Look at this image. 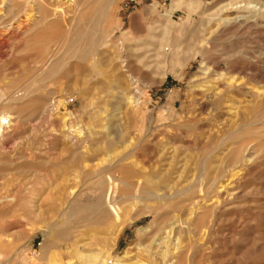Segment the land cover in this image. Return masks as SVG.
<instances>
[{
	"label": "rangeland",
	"instance_id": "1",
	"mask_svg": "<svg viewBox=\"0 0 264 264\" xmlns=\"http://www.w3.org/2000/svg\"><path fill=\"white\" fill-rule=\"evenodd\" d=\"M0 51L8 261L264 264V0H0Z\"/></svg>",
	"mask_w": 264,
	"mask_h": 264
},
{
	"label": "bare ground",
	"instance_id": "2",
	"mask_svg": "<svg viewBox=\"0 0 264 264\" xmlns=\"http://www.w3.org/2000/svg\"><path fill=\"white\" fill-rule=\"evenodd\" d=\"M5 2V1H4ZM8 27V26H7ZM5 34V33H4ZM207 39H205V41H206ZM2 42V41H1ZM1 47H2V45H1ZM2 51V50H1ZM0 51V52H1ZM54 53V52H53ZM51 54V53H50ZM5 55V54H4ZM54 55V56H53ZM52 56L50 55L49 57L53 60L54 58H56V56H55V54H53ZM47 57H45V59H46ZM58 58V57H57ZM48 59V58H47ZM61 59V58H60ZM1 60V59H0ZM42 60V59H41ZM101 60L102 59H94V61H93V64L95 65L96 64V66H98V65H100V63L99 62H101ZM40 61V60H39ZM47 61V60H46ZM48 61H49V59H48ZM44 62V61H43ZM53 63V62H52ZM59 63H60V61H59ZM44 64H46V62L44 63ZM103 64V62L101 63V65ZM38 65V64H37ZM36 65V66H37ZM54 65H58V60L55 62V64ZM100 65V66H101ZM41 68H42V66H40ZM44 67V66H43ZM54 67V66H53ZM54 68H56V67H54ZM93 68H94V66L92 67V70H93ZM102 68V67H101ZM37 69V68H36ZM36 69H34V70H36ZM99 69H100V67H99ZM38 70V69H37ZM95 70V69H94ZM96 70H97V68H96ZM227 70H231L230 69V67L227 69ZM99 71V70H98ZM226 74V73H225ZM32 75V74H31ZM37 76V75H36ZM231 77V76H230ZM88 78V77H87ZM233 78V77H232ZM37 79V78H36ZM89 79V78H88ZM98 79V78H97ZM100 80V79H99ZM41 81V80H40ZM97 81V80H96ZM230 83V82H229ZM219 93V92H218ZM201 95V94H200ZM199 95V96H200ZM210 96V95H209ZM214 96L215 97H218L219 96V94H217V93H215L214 94ZM210 99V98H209ZM229 100V99H228ZM10 121H9V117L8 116H6L5 114H0V131H1V127L4 125V124H10L9 123ZM231 127V126H230ZM1 133V132H0ZM211 133V132H210ZM254 139V138H253ZM247 143H248V140L246 139V141H244L243 140V142L242 143H240L241 144V147H246V145H247ZM251 146V145H250ZM240 147V146H239ZM244 147V148H245ZM253 148V147H252ZM240 149H242V148H240ZM243 150H241V152H242ZM240 152V153H241ZM240 153H239V155H240ZM238 157H236V159H237ZM248 158V157H247ZM247 160V159H246ZM249 171V170H248ZM241 172V171H240ZM239 172V173H240ZM235 173V172H234ZM238 173V174H239ZM241 174V173H240ZM243 177V176H242ZM230 185V184H229ZM229 187V186H228ZM202 189V188H201ZM220 189V188H219ZM127 191V190H126ZM129 191H131V190H129ZM216 191V190H215ZM128 192V191H127ZM128 193H130V192H128ZM231 194V193H230ZM232 195V194H231ZM222 196V195H221ZM229 197V196H228ZM223 198H225V196L223 197ZM220 201V200H219ZM6 210V209H5ZM159 210V209H158ZM0 211H2L1 209H0ZM4 211V210H3ZM2 211V212H3ZM157 212V210H151L150 211V213H156ZM1 213V212H0ZM117 213V212H116ZM4 214V213H3ZM6 214V213H5ZM158 215V214H157ZM2 219H3V217H2ZM4 221H5V218H4ZM3 221H1L0 223H2ZM5 223V222H4ZM6 224V223H5ZM0 225H2V224H0ZM2 226H4V225H2ZM1 229L3 230V227H1ZM196 237H197V235H196ZM5 242V241H4ZM3 242V243H4ZM2 243V244H3ZM1 244V243H0ZM6 244V243H5ZM5 244H3V245H0V264H14V262H10V261H8V254L9 253H7L6 251H4V249H7L8 248V246L7 245H5ZM9 252V251H8ZM7 253V254H6ZM25 260V259H24ZM16 262V261H15ZM29 262V261H28ZM16 264V263H15ZM27 264V263H26Z\"/></svg>",
	"mask_w": 264,
	"mask_h": 264
}]
</instances>
